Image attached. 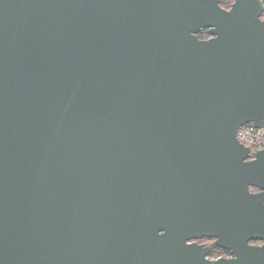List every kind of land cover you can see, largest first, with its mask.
<instances>
[{
    "label": "water",
    "instance_id": "obj_1",
    "mask_svg": "<svg viewBox=\"0 0 264 264\" xmlns=\"http://www.w3.org/2000/svg\"><path fill=\"white\" fill-rule=\"evenodd\" d=\"M233 2L0 0V264H264V0Z\"/></svg>",
    "mask_w": 264,
    "mask_h": 264
},
{
    "label": "built area",
    "instance_id": "obj_2",
    "mask_svg": "<svg viewBox=\"0 0 264 264\" xmlns=\"http://www.w3.org/2000/svg\"><path fill=\"white\" fill-rule=\"evenodd\" d=\"M236 137L241 144L251 148L253 155L258 150H264V127L252 123L243 124Z\"/></svg>",
    "mask_w": 264,
    "mask_h": 264
},
{
    "label": "rangeland",
    "instance_id": "obj_3",
    "mask_svg": "<svg viewBox=\"0 0 264 264\" xmlns=\"http://www.w3.org/2000/svg\"><path fill=\"white\" fill-rule=\"evenodd\" d=\"M234 0H221V3H222V6L223 7H226V8H230L231 7V5L234 3L233 2ZM263 18H264V16H263ZM208 36V34H205V36H204V38L205 37H207ZM201 38H203V37H201ZM205 243V245L206 246H213V252H211L210 253V257L212 258V259H216V258H219V257H221V256H227V253L226 254H224V253H221L220 251H218L216 248H215V240L214 239H212V238H209V239H205V241H204Z\"/></svg>",
    "mask_w": 264,
    "mask_h": 264
},
{
    "label": "flooded vegetation",
    "instance_id": "obj_4",
    "mask_svg": "<svg viewBox=\"0 0 264 264\" xmlns=\"http://www.w3.org/2000/svg\"><path fill=\"white\" fill-rule=\"evenodd\" d=\"M263 16H264V12H263ZM263 16H262V18H263ZM264 19V18H263ZM202 30H204V29H202ZM201 30V31H202ZM206 31H207V34H208V29L206 28L205 29ZM210 35L208 34V36L207 37H205V38H208ZM204 38V37H203ZM253 191L254 192H257V191H259V189L257 188V189H253ZM205 239H208V238H203V239H200V240H198L199 242H201V243H205L204 241H205ZM215 240V239H214ZM252 243L253 244H255V245H259V244H262V243H264V241H262V240H259V241H252ZM227 256H231V253L229 252V254H227Z\"/></svg>",
    "mask_w": 264,
    "mask_h": 264
},
{
    "label": "trees",
    "instance_id": "obj_5",
    "mask_svg": "<svg viewBox=\"0 0 264 264\" xmlns=\"http://www.w3.org/2000/svg\"><path fill=\"white\" fill-rule=\"evenodd\" d=\"M205 34H207V31L204 29V30H202L200 33H199V37L201 38V37H204L205 36ZM215 248L218 250V251H220L221 253H224V254H229V250H227V249H225V248H220V247H218V246H216L215 245ZM212 252H213V249L211 250Z\"/></svg>",
    "mask_w": 264,
    "mask_h": 264
}]
</instances>
